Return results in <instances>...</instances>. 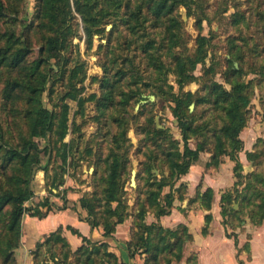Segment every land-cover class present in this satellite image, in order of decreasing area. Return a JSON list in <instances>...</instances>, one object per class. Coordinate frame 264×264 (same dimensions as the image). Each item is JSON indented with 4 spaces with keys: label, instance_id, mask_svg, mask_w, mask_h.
Returning a JSON list of instances; mask_svg holds the SVG:
<instances>
[{
    "label": "rangeland",
    "instance_id": "obj_1",
    "mask_svg": "<svg viewBox=\"0 0 264 264\" xmlns=\"http://www.w3.org/2000/svg\"><path fill=\"white\" fill-rule=\"evenodd\" d=\"M120 1L121 7L102 19L95 27L100 31L91 38L81 15L73 11L68 40L63 50L49 59L47 41L53 33L40 17L43 0H3L0 192L15 187L18 164L7 163V148L19 146L30 137L31 112L38 102L56 112H61L66 102L70 110L63 141L67 147L54 134L49 139L34 138L41 152L40 163L31 175L34 195L24 203L31 210L23 215L16 230L9 227L11 206L0 214V264H120L118 256L109 255L110 240L90 239L73 250L65 244V230L60 231L64 239L50 237L58 228L36 240L30 236L33 228L27 220L42 219L32 214L45 201L51 210L42 206L43 213L65 210V206L77 211L76 201L69 198L81 196L80 203L84 195L97 192L102 200L95 215L81 204L80 208L85 218L97 220L103 237L110 239L104 235L103 222L114 217L108 211L104 190L113 154L119 153V188L128 204L127 216L119 225L128 222L132 233L137 232L140 205L147 204L160 180L173 181L168 155L184 151V136L189 137L191 147L202 144L211 150L222 134L228 102L220 95L221 89H215L218 84L228 90L232 83L248 85L250 103L245 110L249 121L243 131L253 156L246 157L238 178L244 183L240 190L256 201L257 192L264 191L259 181L264 177V0H184L158 17L153 7L160 0ZM139 8L143 14L136 16ZM202 37L208 40L204 47L207 57L194 67L190 60L195 58ZM18 52L25 57L15 64ZM179 60L186 62L185 74L194 76L192 82L179 84ZM235 68L241 71L234 72ZM69 90H76L78 100H64ZM186 92L194 93L195 98L190 105L184 103L179 119L174 108ZM150 95L156 99L149 100ZM133 171L137 172L134 183ZM170 190L165 187L162 196ZM116 205L111 204L113 208ZM253 208L257 210L255 205L245 210Z\"/></svg>",
    "mask_w": 264,
    "mask_h": 264
},
{
    "label": "trees",
    "instance_id": "obj_2",
    "mask_svg": "<svg viewBox=\"0 0 264 264\" xmlns=\"http://www.w3.org/2000/svg\"><path fill=\"white\" fill-rule=\"evenodd\" d=\"M171 1V0H170ZM185 3L184 0H173L171 4H167L168 0H160L154 3V12L156 17L162 15L165 11H170L177 3ZM120 0H43V6L40 17L46 20L45 25L49 31L53 33L48 38L46 51L50 53L49 59L55 57L56 53L63 50V47L68 40V36L71 31V21L74 18L73 11L79 13L83 19L87 36L90 38L94 35L96 30L104 17L115 13L116 9L121 7ZM105 4V6H104ZM112 7H115L111 9ZM167 9V10H166ZM143 14L142 8H139L136 12V16ZM6 15V8L3 0H0V18ZM208 40L202 37L199 42V48L197 49L196 56L193 60H190L192 66L196 67L197 64L205 61L207 57L206 50L204 49L205 44ZM150 44V43H148ZM150 46V45H149ZM144 46L143 48H146ZM19 53V54H18ZM15 57V64H19L23 61L25 54L18 52ZM179 71V84L184 85L185 83L192 82L194 76L185 74L187 71V64L183 60H179L178 64ZM163 69L164 65H160ZM158 67L157 69H160ZM77 70L72 71L75 75ZM241 70L234 69V72H240ZM220 90L223 100L228 103L225 105V118L227 123L222 128V134L216 138L214 148L207 150L204 145L198 144L196 148H192L188 141L189 137L184 136L185 146L183 152H176L169 154V162L171 168V182H167L164 178L158 182L157 190L151 193L147 204H141L138 210V224L136 225L137 232H134L131 241L128 242L129 252L131 257H135L136 254L146 253L145 264H161V255L168 252L174 247H179L183 242V234L187 231L185 226L180 225L178 229L172 230L167 229L159 225L158 223L147 224L145 217L149 211H153L157 217L167 215L171 213L173 202L175 200L176 193L180 199L184 198L186 192V185L181 184L180 187L174 188L177 181L186 173H188L190 167L196 163L201 152L214 151L211 161L207 164L208 166L219 164L220 158L223 155H228L231 160L235 162L234 173L237 181L233 189L225 192L222 196V215L226 219L227 223L231 224L233 221L241 225L244 221L243 215H248L253 223L261 224L264 222V191H258L257 196L259 201L255 198H250L244 194L240 187L244 185L239 180V174L243 172L244 165L239 159V153L244 150V141L241 139L240 134L243 129L247 126L249 118L246 113V108L250 103V98L246 94L248 85L244 82L232 83L231 90L218 84L215 89ZM45 89L42 88L41 91ZM34 91H37L35 88ZM156 95V94H155ZM64 100L70 98L72 100H78V93L76 90L67 91L64 96ZM195 94L192 92H186L184 98L177 99V106L174 108V114L179 119L183 117V105L190 103L194 100ZM80 101V100H79ZM83 100H81V103ZM189 103V104H188ZM69 110L70 106L68 103L62 105L61 112H56L54 109L48 108L41 100L38 102L36 108L31 112L32 123L30 125V137L24 139V141L15 147L7 148V163L12 164L16 162L18 164L19 174L16 177L15 189L4 188L0 192V214L3 212L5 207L11 206V222L9 227L11 230L19 229L23 215L31 210L24 206L26 201H29L34 195V191L30 187L31 175L35 166L40 163V147L38 142L34 139L36 136L49 139V136L54 134L57 135L59 141H64L68 134L69 128ZM183 122V120H182ZM185 130L189 129L188 124H183ZM162 132L163 130H158ZM64 143V147H67V143ZM253 152H247V158L253 156ZM121 157L119 153L113 154L112 162L109 165L110 172L107 177V187L104 190V198L108 204V211L114 217L113 220L103 222L104 235L110 237L116 231V227L122 223L127 216L128 204H125L122 195V189L119 188V176L121 169ZM66 159V151L65 156ZM260 184L264 185V177H260ZM251 185H249L250 187ZM170 187V191L162 196L163 189ZM248 188V186H245ZM208 206L213 198V191L208 189L204 194ZM102 199L98 197L97 192L93 194L84 195L80 199L81 207L86 209L89 214L95 215ZM49 202L45 201L43 204L36 206L35 213L32 216H39L41 218L46 217L48 214L43 213L41 210L42 206L48 207ZM112 203H117L115 208L111 206ZM234 203H240V209L234 208ZM257 203V204H256ZM101 205V204H100ZM248 205L256 206L250 211L245 210ZM207 220H211V216H207ZM90 221V220H89ZM97 221V220H96ZM96 221H90L93 227H98L100 224ZM59 228V233L52 232L50 237H57L62 239ZM77 233V231H75ZM188 234V233H186ZM64 239V238H63ZM172 239H175L173 241ZM84 242H89L90 239L84 237ZM13 243V242H12ZM10 243L13 248L15 244ZM65 244L68 241L65 239ZM69 245V244H68ZM102 245L107 246L105 243ZM113 255V254H109ZM166 262L170 261V258H165Z\"/></svg>",
    "mask_w": 264,
    "mask_h": 264
},
{
    "label": "crops",
    "instance_id": "obj_3",
    "mask_svg": "<svg viewBox=\"0 0 264 264\" xmlns=\"http://www.w3.org/2000/svg\"><path fill=\"white\" fill-rule=\"evenodd\" d=\"M240 137L244 141V151L239 153V159L245 165L247 151L253 150L248 148L244 131ZM213 154L214 151L201 152L199 160L177 181L175 189L181 184H185L187 189L183 199L176 193L171 213L157 217L153 211H149L145 217L147 224L155 222L172 230L178 229L180 225L187 228L182 244L161 255V264L162 260H166L163 256L170 258L165 264H264V222L257 225L248 215H243L241 225L235 221L231 224L226 222L228 218L222 215L221 200L223 194L233 189L237 181L235 162L228 155H223L219 164L208 166ZM208 189L213 191L210 206L204 195ZM75 197L73 195L69 199L71 202L76 201L77 211L71 206H65V210L53 211L42 219L29 217L27 223L33 228L30 236L40 240L48 233L62 228L73 250L84 244V237L93 241L110 240L109 251L120 258V264H145L148 256L146 253L130 256L128 242L132 239V231L128 222L118 225L110 239L104 238L102 228L93 227L85 218V211L80 208L78 201L81 196ZM234 208L240 209V203H234ZM207 216H211L210 221Z\"/></svg>",
    "mask_w": 264,
    "mask_h": 264
},
{
    "label": "water",
    "instance_id": "obj_4",
    "mask_svg": "<svg viewBox=\"0 0 264 264\" xmlns=\"http://www.w3.org/2000/svg\"><path fill=\"white\" fill-rule=\"evenodd\" d=\"M155 99H156V97L154 95H150L149 96V100L154 101ZM143 102L144 103H147L148 100H144ZM191 108H192V106H191ZM136 175H137V172L136 171H133V173H132V183H134Z\"/></svg>",
    "mask_w": 264,
    "mask_h": 264
}]
</instances>
